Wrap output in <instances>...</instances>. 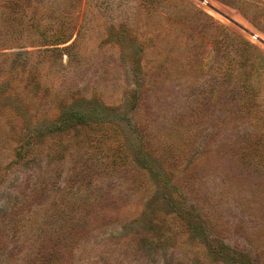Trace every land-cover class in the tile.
<instances>
[{"label":"rangeland","instance_id":"rangeland-1","mask_svg":"<svg viewBox=\"0 0 264 264\" xmlns=\"http://www.w3.org/2000/svg\"><path fill=\"white\" fill-rule=\"evenodd\" d=\"M151 1L0 0V264H264V86L231 128L188 57L264 51V0Z\"/></svg>","mask_w":264,"mask_h":264},{"label":"trees","instance_id":"trees-1","mask_svg":"<svg viewBox=\"0 0 264 264\" xmlns=\"http://www.w3.org/2000/svg\"><path fill=\"white\" fill-rule=\"evenodd\" d=\"M29 1L35 3L42 11H46L52 2L56 4L58 0ZM151 3L154 5L155 1L152 0ZM56 17L58 19V15ZM31 18L32 20L29 21H43V17L36 16L35 12ZM206 25H215L213 29L218 30V37L210 36L211 45L205 51L204 56L195 52L192 56H188L190 61L194 59L202 68H205L206 85L196 93L202 94L198 97L204 98V102H206V99L208 100L209 114L220 115V122L238 130L242 122H246L249 127H253L258 121L255 96L261 94V89L264 86V78H261V75L264 76V51L250 43L236 31L223 26L217 21H206L204 27ZM41 33L44 35V40H46V34ZM67 39H52V41H54V44H58ZM151 88L152 85L147 87V89ZM80 100L84 101V98ZM85 113L84 109L63 113L61 119L51 126H46V136L50 133L68 132L70 128L82 129L100 123L95 119L87 118ZM243 133L252 134V130L248 129ZM53 171L54 168L50 171L46 170V177L44 178L46 191L52 190L54 186L50 180ZM157 175L158 173L152 174V176ZM80 187L76 185L78 191L81 190ZM133 240L139 242L136 239Z\"/></svg>","mask_w":264,"mask_h":264},{"label":"bare ground","instance_id":"bare-ground-1","mask_svg":"<svg viewBox=\"0 0 264 264\" xmlns=\"http://www.w3.org/2000/svg\"><path fill=\"white\" fill-rule=\"evenodd\" d=\"M251 35H254V34H251Z\"/></svg>","mask_w":264,"mask_h":264}]
</instances>
